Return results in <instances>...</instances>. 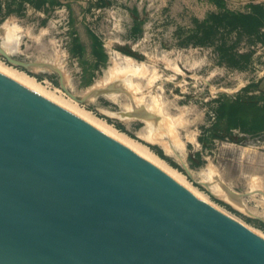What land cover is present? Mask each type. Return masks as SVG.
<instances>
[{"label":"rangeland","instance_id":"rangeland-1","mask_svg":"<svg viewBox=\"0 0 264 264\" xmlns=\"http://www.w3.org/2000/svg\"><path fill=\"white\" fill-rule=\"evenodd\" d=\"M220 1L0 0V67L264 238L262 9Z\"/></svg>","mask_w":264,"mask_h":264},{"label":"water","instance_id":"water-1","mask_svg":"<svg viewBox=\"0 0 264 264\" xmlns=\"http://www.w3.org/2000/svg\"><path fill=\"white\" fill-rule=\"evenodd\" d=\"M0 264H264V240L0 71Z\"/></svg>","mask_w":264,"mask_h":264},{"label":"bare ground","instance_id":"bare-ground-1","mask_svg":"<svg viewBox=\"0 0 264 264\" xmlns=\"http://www.w3.org/2000/svg\"><path fill=\"white\" fill-rule=\"evenodd\" d=\"M11 60V59H10ZM0 71H2L3 73L7 74L8 76L12 77L13 79L17 80L18 82L22 83L23 85L27 86L28 88L32 89L33 91H35L36 93L40 94L41 96L45 97L46 99L50 100L51 102L55 103L56 105L60 106L63 109H66V111L68 110V112L73 115H75L76 117L82 119L83 121L89 123L90 125H92L95 129H97L98 131H100L101 133H103L104 135L108 136L109 138L113 139L114 141L120 143V144H124V147H126L128 150H130L131 152H133L134 154H136L138 157L142 158L143 160H145L146 162H148L149 164H151L152 166H154L155 168H157L159 171L163 172L165 175H167L168 177H170L172 180H174L175 182H177L179 185H181L182 187H184L186 190H188L189 192H191L193 195H195L196 197H198L200 200H202L206 205L210 206L211 208H213L214 210H216L217 212H219L220 214L224 215L225 217L231 219L232 221L238 223L239 225L243 226L240 222L230 218L229 216H227L226 214H224L223 212H221V210H218L215 206H213L212 204H210L209 202H207L205 199L201 198L199 195H197L195 192H193L191 189L187 188L184 186V184L179 180V178H177L175 175L168 173V171L166 172L165 169H162V166L157 165V163L152 160L150 157L148 158L147 155L145 153H143L142 151H140L139 149H137L136 147L130 145L128 142H126L125 140H123L122 138L118 137L116 134H114L113 132L109 131V129L102 127V125L97 124L91 120H89L88 118L85 117V115H81L79 113L74 112L72 109H67L65 107H63L61 105V103H57L56 99L50 97L47 94H43L32 82H30L27 79L21 78L19 76H15V74L10 73L9 71L3 69L0 67ZM165 170V171H164ZM245 228V227H244ZM248 229V228H246ZM249 230V229H248ZM252 233L255 234L254 231H252L251 229L249 230ZM258 237L262 238L264 240V238L262 236H259L257 233L255 234Z\"/></svg>","mask_w":264,"mask_h":264},{"label":"trees","instance_id":"trees-1","mask_svg":"<svg viewBox=\"0 0 264 264\" xmlns=\"http://www.w3.org/2000/svg\"><path fill=\"white\" fill-rule=\"evenodd\" d=\"M220 6H222V8L225 6V2L220 1ZM251 8H260L259 6L256 5H248ZM224 9V13L225 15H227L228 17H235L234 13L228 11L227 9ZM262 9V8H261ZM236 18V17H235ZM240 20H243V17H240ZM264 20V11L262 10V12L260 13L258 19L256 20L258 23ZM101 47V46H100ZM86 72V70H85ZM242 103L243 107H246L248 109L251 110V112L255 115L258 123L264 127V93H261L259 96L256 95H245V97L243 98V100L240 102Z\"/></svg>","mask_w":264,"mask_h":264},{"label":"crops","instance_id":"crops-1","mask_svg":"<svg viewBox=\"0 0 264 264\" xmlns=\"http://www.w3.org/2000/svg\"><path fill=\"white\" fill-rule=\"evenodd\" d=\"M62 2H67V1H71V0H59ZM228 7H239V6H244V5H256L259 6L260 8H262V10L264 11V0H224ZM246 213H248L249 215H247L248 217H250L251 219L255 220V221H259L262 224H264V216L260 215V217H258L256 214V212L258 213L257 210H254L252 208H248L246 207Z\"/></svg>","mask_w":264,"mask_h":264}]
</instances>
